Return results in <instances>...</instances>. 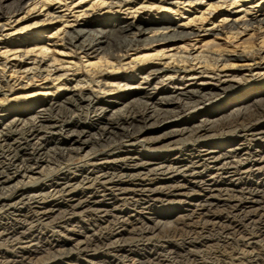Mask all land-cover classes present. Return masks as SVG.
Segmentation results:
<instances>
[{
  "label": "bare ground",
  "instance_id": "bare-ground-1",
  "mask_svg": "<svg viewBox=\"0 0 264 264\" xmlns=\"http://www.w3.org/2000/svg\"><path fill=\"white\" fill-rule=\"evenodd\" d=\"M82 1L0 0V37L25 33L0 50V246L26 243L20 259L15 245L0 248V264H40L35 256L42 248L47 259L71 264L74 251L84 258L98 245L108 257L102 264L135 257L150 264L144 255L159 249L191 254L207 244L210 231H202L208 227L220 234L215 241L224 236L226 243L232 234L227 242L237 247L247 231L242 246H263L264 0H140L138 8L163 11L155 25L136 15L116 20L135 0ZM194 5L205 7L202 19L209 13L223 22L207 28L192 26L195 17L185 26L170 23L171 12ZM70 15L87 18L66 30ZM92 15L105 18L92 22ZM54 25L64 29L61 39L46 35ZM7 26L12 31L4 33ZM28 27L40 30L27 35ZM169 194L194 200L211 225L200 231L174 223L169 236L181 241L161 240L141 252L156 231L165 236L171 227L142 210H163L158 201ZM214 211L226 214L215 221ZM51 215L64 228L48 235ZM75 215L87 216L93 232L73 245L54 230H66ZM169 255L165 260L173 261Z\"/></svg>",
  "mask_w": 264,
  "mask_h": 264
},
{
  "label": "rangeland",
  "instance_id": "rangeland-1",
  "mask_svg": "<svg viewBox=\"0 0 264 264\" xmlns=\"http://www.w3.org/2000/svg\"><path fill=\"white\" fill-rule=\"evenodd\" d=\"M66 1H71V0H66ZM76 2L77 1H79V0H75ZM139 1L140 0H135L134 2L136 3L135 4V7L137 8H135V7H132V8H129V9H126L125 8V6L123 7V9H122V13L119 15V14H117V16H118V18L116 19V20H119V21H121V22H125V20H130V19H132L133 18V16H135L134 18H135V20L137 21H147V20H149L148 22H154V24L153 25H155V22H157V21H159V20H161V19H163L161 16H163V11H161V10H154V9H152V10H147L146 8H138L139 7V5H140V3H139ZM87 1L86 0H83L81 3L83 4V3H86ZM142 5V4H141ZM140 5V6H141ZM55 7H57L58 6V4H55L54 5ZM88 7H89V5H88ZM126 7H128V6H126ZM85 9V8H87V5L85 6V7H82L81 9ZM67 9V7H60V8H57V10H63V11H65ZM75 9H77V8H75ZM79 9V8H78ZM136 9V11L134 12V10ZM205 9V7L204 8H200V7H198L197 5H194L192 8H191V10H190V12H186V13H183V14H181V13H175L174 14V12H171L170 13V16H172V18H171V20L172 21H170V23L172 24H178V25H181V26H185L184 24H183V22H185L186 20H188V19H190V18H193V17H195V18H197V20H195L194 22H193V24H192V26H198L199 24H203L204 26L203 27H205V28H207V27H212V26H214V27H217L219 24H221L222 22H223V20H222V18H223V16H221V17H219L218 18V20H215V22H213V20H214V17H213V15L212 14H207V16H211V18L209 19V18H207V19H202L200 16H201V12H203V10ZM127 10L128 11H131L129 14H125L126 12H127ZM65 12H67L68 14L69 13H71L70 12V10H67V11H65ZM154 12H156V13H154ZM132 13H134V14H132ZM154 13V14H153ZM43 14V13H42ZM219 14H221V12H219ZM34 14H32V15H30V18H33L32 16H33ZM52 15V14H51ZM222 15H223V11H222ZM36 16V15H35ZM42 16L43 15H40L39 17H37V18H34L35 20L36 19H42ZM142 16V17H141ZM106 17H109V16H106ZM148 17V18H147ZM75 17H73V16H69V19H70V24H67V27L65 28L66 30H68V29H71V28H73V27H75V26H78L79 24H82L83 23V21L87 18V17H83V16H80L77 20H75L74 19ZM92 22L93 21H98V20H100V19H102V18H105V16H89L88 17ZM147 18V19H146ZM235 19V17L234 16H230L229 17V20L228 21H230L231 19ZM34 19H30L29 20V22H31V21H33L34 22ZM82 20V21H81ZM74 21V22H73ZM28 22V23H29ZM26 22H24V24H25ZM55 27V25L53 26V29H52V31L50 32V29L48 30V32H45L46 33V35L48 34V36H53V38H55V39H57V38H59V39H61L64 35H65V31H64V29H62V28H60L59 26H58V28H54ZM12 28H9V26H7L6 28H5V31H4V33H7V32H11L12 30H11ZM60 29V30H59ZM38 30H40V29H34V28H31V27H28L27 29H26V33H27V35H30V34H35L36 32L35 31H38ZM23 34H25L24 33V31H20V32H18V33H15V34H10V35H3L2 37H0V50H5V49H7V48H10L12 45H9V44H13L14 43V40L15 39H17V38H20V37H22L23 36ZM150 34H153V31H150ZM56 35V36H55ZM10 36V37H9ZM50 38H52V37H50ZM12 39V40H11ZM49 43L50 44H53V41H49ZM160 44L161 43H159V42H154L153 43V46H157V47H160ZM246 90V89H245ZM229 100V99H228ZM225 102H226V100H223V101H220V104L222 105V106H224V105H226L225 104ZM200 193H202V192H199V191H194V194H200ZM168 196H170L169 198H168V200H161V201H158V204L160 205V206H158L159 208L158 209H163V210H161V211H157V212H154L153 210H151V209H149V208H145L144 210H142V214H143V216H155V215H158L159 217H161L160 219H162V222H167L171 227H170V229L168 230V231H165L164 232V234H165V236L163 235V233L161 232V233H159V234H157V235H155V233H157V232H159V230L158 231H156L151 237H152V239H148V240H146L147 242H149V247L148 248H145L146 250H142L141 252H144V251H150V248H152L155 244L156 245H158V247H160V242H161V240H166V239H171V240H173V241H177V242H179V241H181V237L180 236H176V237H172V236H169L171 233H172V231H173V226H174V223H175V225H178L179 227H182V225H184V227L183 228H191L192 226H194V228L196 227L198 230H200L201 231V229H202V226H204V225H207L208 224V226H210L211 225V223H210V221H208V222H204V219L205 218H202V217H200L199 215L200 214H202L201 213V209H200V207H197V208H195V206H194V204L193 203H195L194 202V200L192 201V200H182V201H180L179 200V198H180V196H177V195H175V194H169ZM223 198V197H222ZM127 207H129V206H127ZM170 208H172L173 210H171L170 212H165V210H167V209H170ZM86 208H84L83 210H85ZM165 209V210H164ZM194 209V210H193ZM130 210H131V208H130ZM176 211V212H174V213H172L171 214V212L172 211ZM165 212V213H164ZM193 212V213H192ZM216 212V213H215ZM128 213H134L132 210L131 211H129ZM186 213V214H185ZM192 213V214H191ZM200 213V214H199ZM215 213V214H214ZM166 214H170V215H167L166 216ZM214 214V215H213ZM220 214L221 215H225L226 213L224 212V211H220V212H218V211H214L213 213L212 212H210V216H212L213 215V217H216L215 218V221H217V220H219V216H220ZM178 215V216H177ZM182 215V216H181ZM52 217H47L45 220H47V221H49V222H51V223H49V225L46 227V228H44V233H48V235H51L52 233H53V229H57L58 227V229H60L61 228V226H62V223L60 222L62 219L60 218V217H58V215L56 216H54V215H51ZM209 216V217H210ZM54 217H56L55 219H54ZM178 217V218H177ZM59 218V219H58ZM74 219H75V221L73 222V223H70V224H68V225H66L65 226V228H66V230H64V231H61V232H58V230H54V233H58V235H61V237H60V239H63V237L65 236V237H71L70 238V240H71V243L74 245V242L76 241L75 239H76V237L78 238H84L85 237V234L87 233V235L89 234V235H91L92 234V232H93V227L91 228V226H93V224L91 225L90 224V222H91V220H89V219H87L88 217L87 216H85V217H83V216H78V215H75V217H73ZM94 218V217H93ZM51 219V220H50ZM179 219V220H178ZM55 220V221H54ZM76 220H77V222H80V223H82V224H84V226H86V227H88V228H90V231H88V232H86V231H84L86 228H84V227H79V223L77 224V222H76ZM89 220V221H88ZM186 222V224L185 223H183L184 221ZM189 220H191V221H189ZM5 221H6V219H5ZM141 221L142 220H136V221H134V222H132L133 224H135V225H139L140 223H141ZM93 223H95L94 221H92ZM137 222V223H136ZM198 222V223H197ZM96 223H97V221H96ZM98 223H99V221H98ZM192 223V224H191ZM91 226H90V225ZM142 224V223H141ZM141 224L139 225V226H141ZM189 224H190V226H189ZM132 226V224L131 223H128V227H131ZM63 228H64V226H62ZM68 227V228H67ZM216 227V226H215ZM172 228V229H171ZM193 228V227H192ZM208 229H209V234H208ZM50 230V231H49ZM102 230H104V229H102ZM104 231H106V230H104ZM183 231H185V230H183ZM212 231V232H211ZM81 232V233H80ZM83 232V233H82ZM185 232H187V231H185ZM184 232V233H185ZM218 231H213V230H210V227H208V228H204L203 229V231H202V234L203 235H207L208 234V236H207V239H210V241L209 242H207V244L206 243H204V244H202V245H198V247L196 248H193L192 249V252H191V254H186L185 253V251H186V249L185 250H183L182 252H181V254L180 255H176V253H175V251H171V252H169V251H167V252H162L161 251V249H159V250H157L158 251V254H160L159 256H158V254H152L151 255V257H149V256H147V255H144V257H146V258H151L150 259V264H153L152 262H154L155 264H226L225 262H223V260L224 261H227V262H229V263H231V264H241L240 262H242V260H243V262H244V264L245 263H248L249 261L250 262H254V263H256V260H258L259 261V259H264V244H263V246H260L259 244L257 245V248L254 250V248H252L251 247V245H247V246H242L243 245V242L242 241H246V239L248 240V238L250 237V234H247V231H245L244 233V235H246L247 236V238L246 237H244V236H240V240L238 241L239 243H240V245L239 246H237V247H234V245H232V243H229L228 244V242H227V238H230L229 239V241L230 242H233L234 240L232 239V237H233V235L232 234H230L229 235V237H227L226 238V240H225V242L226 243H224V236H223V238L221 239V240H219V242L216 240H214V239H212V238H220V234H218L217 233ZM85 233V234H84ZM206 233V234H205ZM65 234V235H64ZM216 235V234H218V236L216 235V236H214V235ZM73 235V236H72ZM160 235V236H159ZM167 235V236H166ZM197 235V234H196ZM210 235V236H209ZM211 235H213V236H211ZM63 236V237H62ZM162 236H163V239H161L162 238ZM239 236V235H238ZM57 237V235H54L53 236V238H56ZM155 237H157V238H155ZM210 237V238H209ZM212 237V238H211ZM174 238V239H173ZM242 238V239H241ZM154 239V240H153ZM194 239L196 240V243H199V241L201 240V238L199 239V237H194ZM198 239H199V241H198ZM232 239V240H231ZM239 239V238H238ZM245 239V240H244ZM153 240V241H152ZM242 240V241H241ZM151 241V242H150ZM156 241V242H155ZM15 242V243H14ZM214 242V243H213ZM242 242V243H241ZM14 243V244H13ZM22 243V244H21ZM21 243H17V240H15V241H7L6 242V244L5 243H1V246H0V248L1 249H5V250H7V251H11V248H12V246H14L15 245V248L17 249L18 248V253H16L17 254V256H15V257H18V259H20L21 257H22V252H19V246H23V245H25L24 244V239H23V242H21ZM155 243V244H154ZM8 244V245H7ZM71 244V245H72ZM75 244H77L76 242H75ZM200 244V243H199ZM4 245H6V246H4ZM12 245V246H11ZM70 245V244H69ZM219 245V246H218ZM9 246V247H8ZM17 246V247H16ZM233 246V247H232ZM242 246V247H241ZM11 247V248H10ZM187 248L186 247V245L185 246H182V249H184V248ZM218 247H219V249H218ZM225 247V248H224ZM245 247V248H244ZM248 247V248H247ZM92 248V247H91ZM89 249L88 250V252L84 255L85 257L83 258V256H78L77 254H76V251H74V253L71 255V256H74L73 258H72V260H71V264H102V262L104 261V260H108V257H105L106 256V252L104 251V248H103V246L102 245H98V246H95V249H94V246H93V248L92 249ZM227 248V249H226ZM252 250H254V251H252ZM45 249H48V248H42V250H45ZM246 249V251H244ZM42 250H40L39 251V255H38V252H37V256H35V258H40V259H43V262H41L40 264H51L50 262H51V260L52 261H55V260H57L58 262V264L62 261V260H65V259H60V257L59 256H57V257H55V258H53V259H51V257L50 258H48L47 259V251L45 252V251H42ZM175 250V249H174ZM247 250H251L252 251V253L250 252V251H247ZM257 250V251H256ZM239 253H238V252ZM90 252V253H89ZM160 252V253H159ZM161 252H162V254H161ZM196 252H197V254H196ZM233 252V253H232ZM246 252V253H245ZM250 252V253H249ZM165 253H170V255L169 256H172V258H174L173 259V261H167V260H165L166 258L168 259L169 257H168V254H166L167 255V257H164V256H166L165 255ZM175 253V254H174ZM232 253V254H231ZM236 253V254H235ZM259 253V254H258ZM43 254V255H42ZM88 254V255H87ZM182 254H184V255H182ZM233 254H234V256H233ZM241 254V255H240ZM250 254V255H249ZM263 255V257H262V255ZM19 255V256H18ZM96 255V256H95ZM105 255V256H104ZM154 255H156V256H154ZM182 255V256H181ZM212 255V256H211ZM261 255V256H260ZM45 256V257H44ZM161 256V257H160ZM179 256V257H178ZM218 256V257H217ZM43 257V258H42ZM53 257V256H52ZM87 257V258H86ZM176 257V258H175ZM220 257V258H219ZM232 257V258H231ZM255 259H254V258ZM75 258H78V259H75ZM89 258V259H88ZM92 258V259H91ZM136 259L134 260L133 259V261L132 260H128V261H124V263H120V264H139V262L137 261L138 259H137V257H135ZM171 258V259H172ZM223 258V259H222ZM239 258V259H238ZM162 259V260H161ZM170 259V258H169ZM177 259V260H176ZM179 259H180V261H179ZM187 259V260H186ZM218 259V260H217ZM45 260V261H44ZM79 260V261H78ZM159 260H160V263H159ZM183 260H184V262H183ZM204 260V261H203ZM74 263H73V262ZM76 261V262H75ZM94 261H95V263H94ZM132 261V262H131ZM186 261V262H185ZM219 261V262H218ZM172 262V263H171ZM174 262V263H173ZM190 262V263H189ZM217 262V263H216ZM242 262V263H243ZM103 264H106V263H103Z\"/></svg>",
  "mask_w": 264,
  "mask_h": 264
}]
</instances>
